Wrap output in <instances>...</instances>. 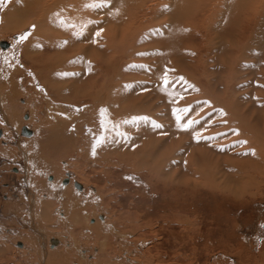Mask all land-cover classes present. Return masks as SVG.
<instances>
[{"label": "rangeland", "instance_id": "1", "mask_svg": "<svg viewBox=\"0 0 264 264\" xmlns=\"http://www.w3.org/2000/svg\"><path fill=\"white\" fill-rule=\"evenodd\" d=\"M250 12L252 13L253 9H251ZM248 14L250 13L247 12L245 16L247 17ZM261 17L255 18L253 16L250 18L249 16L245 23H243L246 28H244V36L241 38L240 47H235L233 45V56L236 58V71H234L233 65L229 67V69L224 68L225 70L220 68L222 65L221 58L225 57L221 56L222 53H220L221 46H223V41L225 40V32L220 33L222 38L219 36L217 40L212 41L215 42V44H207L210 43L211 40L209 37L211 36H208V32L203 31V22L201 19L198 20V17L183 19L184 22L182 24L185 31H187L185 32L182 43L184 46L188 44L186 48L189 53H186L181 46V52L179 51V54H182L181 56L179 55L176 59L167 56L163 57L162 63L159 64L163 69L160 80L155 78V72L157 70V67L156 70L153 68L155 65L152 66V64H149L151 67L143 69V65L139 68L135 66L133 62L131 64L133 58L137 59V56L131 59L121 57V55L117 56L115 85H118V88H115L119 91H116L115 97L118 99L125 95V97L128 98L127 101L129 100L131 102L135 99H142L143 101H139L144 102L143 106L139 103L133 106V112L130 111L125 113L123 118L125 119L128 117L127 120L125 119V121H128L129 117H133V114L135 116L141 113L143 116L146 114L145 118L148 121H146L147 123L144 122L146 123L145 126L143 125V127H140L142 124L140 120L141 117L131 119L134 123L131 124L132 127H130V129H132L128 133L129 137L132 135V138L128 139L130 143L126 144L125 142H127V140H125L124 145H118L115 149V153H132L133 150H136L137 154L135 155L140 157L143 153H148L154 146L153 140L160 137L162 144L160 151L154 154L152 149V154L150 157L148 156L149 167L152 172L156 170L152 168L161 158L159 156L163 154L162 151L165 149L170 151L171 146L175 148L171 154L173 155L175 153L174 159L176 158L175 160L177 161H173V158L171 159L170 157L171 155L167 156V160L164 164L165 166L163 165L164 175L169 171H178V165V167H180L179 173H182V175L185 174L187 166H190V169L198 168L197 170L200 169V171H203L200 172L201 174H199L198 171L194 172L193 177H195V180H193L194 178L192 176H187L188 174L186 178H184L185 175L180 176V178L183 177L182 179L177 176L178 181H174V184L173 181L169 180L165 183H160L166 185L164 191L158 190L159 188L154 189L155 187L150 186L149 188L145 187L143 193V190L140 189L141 185L135 182L138 176L134 177L132 174L129 175L128 181L126 180L125 183L120 178L121 171H117L113 168L109 173L111 172L115 178L109 177L107 180L103 176V171L101 172L105 164L100 162L98 152H94L92 148H90L93 145L91 140L90 142L92 145L87 147V139L86 141L83 139L84 144H80L82 146L74 145V148L71 145L66 147L69 143H64L56 156L48 157L51 160L53 159L52 161L56 163V167H51L49 170L50 172L48 171V173H45V171L37 172L34 170L36 172L33 173L32 169L29 171L25 170L26 163L23 158V151L21 150L24 142L35 138L39 133L40 135L43 133L45 135L48 131H52L51 126L54 125L53 123L56 124L57 120H61V123L65 121V117L62 116L63 113L68 112L71 115L82 114L85 115L87 119L91 114L88 109L91 105L81 104L78 106H71L67 104L65 105L66 108L62 110L58 107L60 103H57L50 107L49 105L51 104H47L42 97L43 93H41L42 90L39 86L37 87L36 85L34 86L28 83L25 74H22L20 77L17 76L18 74H15V69H21L20 63H22L20 47H23V43H25L24 40L20 41V37L22 35H27L28 32L25 33L21 31V28L19 30V27L14 31L8 29L4 26L6 23H1L2 19L0 18V43H7V46L4 48L0 45V51L1 53L12 51L9 62L10 65L13 66L9 68L11 71H8L10 74L9 77L11 76L9 80L11 81L12 79V81H15V78H19L21 83V86H19L21 88L19 91L17 90V93L14 90L11 91L12 87H10V85L3 89L0 85V249L3 250V252L0 253V264H27L29 261L31 264H39L38 260L37 263L35 262V256V258L32 256V258L26 262L22 257L21 251H19L23 248L20 233H32L34 231L33 224L30 225L28 220H25L26 223L15 214L6 212L5 210H19L23 214H28L29 203L27 202L30 199V193L26 189V172L29 173V175L33 176L34 174V176H36L37 185H31V187L34 191L37 189L39 192L40 201L49 202V207L52 209L51 215H53L52 218L54 219H51V222H49L55 225V229L48 227L51 229L50 233L43 230L46 246L45 255L43 256L42 254V260L39 259L40 264H47V255L49 251L63 248L67 251H74L72 254L70 252L71 258H73V264H97L98 262L106 264L107 262L103 260V255L100 250L103 241V233L101 236H97L101 231L96 228L99 232L96 238H99V240L94 239L91 227L99 223L101 225L103 221L97 219L100 215L104 216V222H108L109 218L113 219L115 214L118 213L122 215L125 221L127 219L130 225L120 228L122 231L120 230L119 238L116 240V243L120 244L118 246L117 244L114 245L115 242L112 241L114 239H109L110 236H106L108 239L107 243L109 241L110 243L105 246L106 249L104 248V254H106V252L109 253L112 249L115 250V247L118 249V256L113 258V263L264 264V168H262L264 167V14L261 15ZM162 19H164V17ZM167 20L169 19L167 18L166 21ZM186 22L192 24V27H187ZM255 22L258 24L257 27ZM194 23L195 25L198 24V27L202 29L201 32L197 29L198 27L194 28ZM246 25H248V27ZM218 30H220V28ZM20 31L21 33L19 34ZM217 33L219 32L217 31ZM162 37L165 38V42L158 47V51L161 52L165 51L164 49L170 48L172 44L171 37L165 35V33H162ZM157 44L160 45V43ZM138 60L142 61V59ZM124 61L129 64L128 69L124 68ZM150 61L153 62L154 59L151 58L149 62ZM146 62H148V60ZM238 66L240 67L238 68ZM22 76H24V79ZM24 80L26 84H24ZM124 88L125 90H123ZM155 88H158L157 92L160 94L159 97L155 95L156 93L154 94V92H152ZM22 89H26V91H22ZM148 91L151 93H148ZM7 94H9V96ZM151 94L154 96V99ZM151 96L152 98L149 99ZM1 98H6V100ZM155 99L156 102H159L156 103V105ZM160 100L164 102H160ZM125 104L126 102L117 104L116 108H123V106L127 105ZM176 106L180 107L178 112H174L177 111ZM146 108H148L147 111H144ZM174 108L176 109L173 110ZM10 109L12 111L10 113L13 114L12 116L9 113ZM116 111V115L120 114L118 110ZM153 116L154 118H152ZM123 118L119 119L116 126L118 129L120 127V130L126 131L125 128L128 129V126L122 125L124 122ZM10 120L13 121L11 122ZM238 122H240L239 125ZM137 124H140V126H136ZM245 125L246 127H244ZM23 127L31 131L30 137L22 135ZM5 130H9L8 132H10L9 134L6 131L8 137L4 136ZM90 130H92L91 127ZM38 131L40 132L37 133ZM209 132L218 134L215 135L217 142H215V138L211 143H203L199 140L204 133ZM50 138L48 141L51 140ZM245 139H249V141L246 140L245 142ZM222 142L225 143V148H220L222 147L220 145ZM228 142L231 145H228ZM251 142H254L255 145ZM173 143H175V145ZM141 144L143 145L142 147ZM144 144H146V146ZM256 144H259V148ZM119 146L122 148L120 149ZM79 147L80 150L78 149ZM5 148H8L9 151L11 149L15 156L12 158L6 157L4 154L5 151H3ZM191 149L193 150V155L191 154V158H188L186 156H189L188 153L191 152ZM257 149H260L259 152H263H255ZM246 151L249 154L251 153L250 156H253L254 152L255 155L257 154L255 156L257 157V163L255 165H251L248 162L250 157ZM158 154L159 156L154 159V156ZM203 155L205 158L202 159ZM214 155L219 159H215ZM259 158L262 160L258 161ZM94 160H96L98 164H95ZM252 160L254 159L252 158ZM212 162L215 164H212ZM175 163H177L176 168L174 166ZM135 164L139 165L138 163ZM212 166L214 168H212ZM203 169H205V171ZM211 170L214 172H211ZM208 171L211 172L212 175L209 174ZM252 173H256V177H253L250 185H254L251 187L247 185L250 181H247L245 178L250 175L252 176ZM68 174L74 176H72V185H70L74 190H77L75 188V183L78 182L82 185L80 196L82 200L91 202L90 199L92 195L101 199V202H99L100 204L96 203L93 204V206L86 205L85 207L88 213L85 211V217L84 214L81 216V218H83L82 220L80 219L79 225H75V227L71 226V228H68V226H58V218L63 219L64 216V212L62 211L63 208L59 204L64 200V195L61 196V193L59 194V191H56L57 189L51 192L50 190H52V188L49 189L47 186L41 184L42 178L44 180L43 182H56V184L61 182L62 184L64 180H67ZM196 174L198 177H196ZM214 174H216L217 179H215ZM223 174L224 177H222ZM227 174L228 176L226 177ZM32 176L29 177L32 178ZM56 178L57 181L55 180ZM186 179L190 181H186ZM238 180L240 181L238 182ZM110 182L113 184L112 188L103 190L105 185H107V187L109 186ZM61 184L59 185L64 186V184ZM210 185L212 188H210ZM214 185L220 186V190H218L219 188L216 189ZM37 187L40 189L38 190ZM237 187H240V192ZM221 188L231 194L221 191ZM96 190L98 191L97 193ZM242 190H244V193ZM77 191L79 192V190ZM150 191L151 193H149ZM257 191L258 193H256ZM72 192L67 191L69 195H71ZM126 193H128V195ZM237 194L242 195V197L237 198ZM24 196L25 201L20 204ZM34 196H37V194L34 193ZM103 196L106 199L104 198V200H102ZM106 201L111 202H108V204ZM115 209L117 210L115 211ZM139 213L146 215L143 219V222L146 223L145 225L143 222L135 224V214ZM33 219L36 223L41 221L40 217H34ZM92 219L99 223L96 222V224L93 223L91 225ZM131 225L134 228H131ZM36 229L37 227L35 226V230ZM107 233L109 234V232ZM54 238L60 242H57L58 244L56 246L51 247L50 240ZM98 254L101 255L100 258ZM83 258L84 260H82ZM55 263L59 264L60 261L53 260L50 264ZM108 264L111 263L109 262Z\"/></svg>", "mask_w": 264, "mask_h": 264}, {"label": "bare ground", "instance_id": "2", "mask_svg": "<svg viewBox=\"0 0 264 264\" xmlns=\"http://www.w3.org/2000/svg\"><path fill=\"white\" fill-rule=\"evenodd\" d=\"M251 9H253L252 13L250 12ZM247 12H249L250 14H248L246 17L245 14ZM263 14H264V0H0V18L2 19L1 23H3V22H4V24L6 23V25H4V26H6L8 29H11L13 31L18 29V27H19V30L21 28V31H24L25 33L28 32V34L26 35L27 38H26V40H24L25 43H23V47H20L21 48L20 49L21 50V58H22V63H20L21 69H17V70L15 69V71L17 72V73L15 72V74H18L17 76H19V77L22 74H25V76H27L28 83H31L34 86L36 85L37 87L39 86L42 90L41 93H43L42 97L44 98V100L46 101L47 104H51V105H49L50 107L53 106V104H57V103L58 104L60 103L58 107L62 110L66 108L65 105H67V104H69L71 106L72 105L78 106L81 104L82 105H84V104H90L91 105V106H89L90 108H88L89 111L91 112V114L87 119H86V116L82 115V114H77V115L72 114L71 115L68 112L63 113L62 116L65 117V121L61 123V120H59V121L57 120L56 124L53 123L54 125L51 126L52 131H50V132L48 131V133H46L45 135H44V133L40 135V133H39L40 131H38L37 133H39V134H37V136H35V138H33L29 141H26V142L23 141L24 145L21 147V150L23 151V158H24L25 163H26V165H25L26 169L25 170L29 171L32 169L33 173L36 171L37 172L45 171V173L46 172L48 173V171L50 170L51 167H56V163H54L52 161L53 159L51 160L48 157L56 156L57 153H59L58 151L62 148L64 143L65 144L69 143L66 147H68L69 145H71L73 147L74 145H80L82 143L84 144L83 139H85V141L87 139V141H88L87 147H89L90 145L93 144L90 148H92V151L98 152V154H99L98 157L100 158V162L105 164V166L102 164L104 167L101 170V172L103 171V176L107 180L109 179V177L110 178L113 177V174L111 172L109 173V171L111 169L113 170V168H114L117 171L118 170L121 171V177L120 178L125 183H126V180L129 178V175L132 174V175H134V177L138 176V179H135V182H136V184L141 185L140 186L141 190H143L145 187L149 188L150 186H153V187H155L154 189L159 188L158 190L164 191L165 190L164 188H166V185L160 184L162 182L165 183L167 180H169V181H173V184H174V181H178L177 176H179V178H180V176L185 175L184 178H186V175L188 174L187 176L193 177V174L196 171H198L199 174H201L200 172H203L202 170L201 171H200V169L197 170L198 168L197 169H190L189 168L190 166H187L188 168L186 167L185 174L182 175V173H179V168H180V167H178L179 165L177 166L176 165L177 163H175L174 166H175V168L177 166L178 171H176V170L169 171L168 173H166V175H164L163 165L165 164V162L167 160V156L171 155L170 156L171 159L173 158L172 159L173 161H177V160H175L176 158L174 159L175 153L173 155L171 154V152L175 150V148L172 146H171L170 151H167L165 149L164 151H162L163 154H160V156H159V154L154 156V159L157 158V156H159L161 158L156 162V165H155L156 167L154 166L152 168L153 170H154V168L156 170L152 172L151 168L149 167L148 156L150 157V155L152 154V149H153L154 154L160 151L161 146H162L161 141H160L161 140L160 137L156 140H153L154 141L153 142L154 143L153 148L148 153L147 152L143 153V155L139 154L140 157L135 155L137 153H136V150L134 151L133 149H132L133 150L132 153H127V152H122L120 154L115 153V149L118 147V145H124L125 140H127V142H125L126 144L130 143V140L128 142V139L132 138L131 137L132 135L129 137L128 133L132 129V128L130 129V127H132L131 124L134 123V121L133 120L131 121V119L141 117V119H140L141 123H142L141 126H140V124L136 125V126H140V127H143V125L145 126L147 123L146 121H148L145 118L146 114H145V116H143L140 112H139L140 114L135 115V116L133 114V117L132 116L129 117L128 121H125V119L127 120L128 117L125 119L123 118L125 116V113L130 112L134 109V108H132L133 106H135L137 103H139L140 105L143 106L144 102H142L143 101L142 99H135V100H132L131 102L129 100L127 101L128 98H126L125 95L123 97L122 96L119 97L118 99H117V97H115L116 91L118 88V85L117 86L115 85L116 84L115 83L116 82L115 70L117 69L116 68L117 56L121 55V57H126V58H130V59L133 58L134 56H137V59L133 58V60L131 61V64L133 62V64H135V66H137L139 68H141V66L143 65L142 66L143 69H147V68L151 67V65H149V64H152V66L155 65L153 67L154 70H156V67H157V70L155 72L156 73L155 78L160 80L161 73H162L163 69L159 66V64L162 63L163 57L167 56V57H171V58L176 59L179 55L181 56L182 54L181 53L179 54L181 46L185 50L186 53H189L187 51V48H186L188 46V44H186L184 46L182 43V41L185 37L184 36L185 32L187 31V30L185 31L184 26L182 24L184 22L183 19H185V18L193 19V18L198 17V20L201 19L203 22V31L208 32V36H211V37H209L211 41H210V43H207V44H209V45L215 44V42H212V41L217 40L219 38V36H220V38H222L221 34H220L221 32H225V35H228V36L224 35V37H225V40L223 41L224 44H223V46H221V50H220L221 51L220 53H222L221 56H225L224 58H221L222 59V65L220 66V68H223V69L228 68L229 69V67H231L233 65L234 71H236V69H235V64H236L235 59L236 58H234V56H233L234 46L240 47L241 38L244 36V28H246V27H244L243 23H245V21L248 19L249 16H250V18L253 16L255 18H260L261 15H263ZM163 17H164V19H162ZM167 18L169 20L166 21ZM194 25H195V23H194ZM257 25L258 24L256 23V27H257ZM186 26L192 27V24H190L189 22H186ZM246 26L248 27V25H246ZM195 27H198V24H196L194 26V28ZM219 28H220V30H218ZM252 28H254V27H252ZM1 29L5 30L3 28H1ZM197 29L199 30V32L202 31V29L199 27ZM171 30H172V32H171ZM21 31L19 32V34L21 33ZM217 31L219 33H217ZM162 33H165V35L171 37V39H172L171 43L172 44H171L170 48L164 49L165 51L161 52V51H158V47H160L165 42V40H164L165 38L162 37ZM197 33H198V31H197ZM157 43H160V45ZM214 51H216V50H214ZM11 54H12V51H9L6 53H1V51H0V76H1L0 77L1 78L0 79V81H1L0 85H1L2 89L7 88V86L9 87V85H10V87H12L11 91L14 90L17 93V90L19 91L21 88V87H19V86H21L19 78L18 79L15 78V81H12V79H11L12 82L9 80V78H11V76L9 77L10 74L8 73V71L10 70L9 68L13 66V65L11 66L10 62H9V57L11 56ZM219 57H220V55H219ZM151 58L154 59L153 62L152 61L149 62V60ZM138 59H142V61L141 60L139 61ZM147 60H148V62H146ZM226 65H228V66H226ZM123 66H124V68L128 69L129 64H127L125 62V65H123ZM239 67L240 66H238V68ZM70 69H72V70H70ZM13 74H14V72H13ZM15 74H14V77H15ZM22 77L24 79V76H22ZM25 80H26V78H25ZM25 80H24V84H26ZM228 82H230V81H228ZM115 87H117V88H115ZM159 88H161V87H159ZM123 90H125V88ZM157 90H158V88H155L153 91L152 90L151 91L154 92V94L156 93L155 95H157V97H159L160 94L157 92ZM22 91H26V89L25 90L22 89ZM149 92L150 91H148V93ZM9 94H7V95L9 96ZM40 94H38V95L41 96ZM152 96L149 99H151ZM3 97H5V96H3ZM1 99L6 100V98H1ZM153 99H154V96H153ZM139 100H142V101H139ZM161 101H163V100H160V102ZM122 102H126L127 105L125 104L126 106H123V108L119 107L120 109H117L116 105L122 104ZM156 103H159V102H156V99H155V105H156ZM153 105H154V103H153ZM160 107H162V106H160ZM88 109H86V110H88ZM147 109L148 108H146V110H144V111H147ZM163 109H164V106H163ZM175 109L176 108H174L173 110H175ZM179 109H180V107L178 106L177 111H174V112H178ZM116 110H118L120 112V114L116 115V112H117ZM139 110H140V107H139ZM10 112H12L11 109L9 110V113ZM156 112H158V111H156ZM175 114H177V113H175ZM10 115L12 116L13 114L10 113ZM120 118L124 119L123 124H122V122H121V124L128 126V129L125 128L126 131H122V130H120V127L118 129V127L116 126V123L119 121ZM152 118H154V116ZM157 119H156V121H157ZM120 121H122V120H120ZM161 121H162V119H161ZM144 122H146V123H144ZM119 123H118V125H119ZM235 124H236V122H235ZM239 124H240V122H238V125ZM238 125H236V126H238ZM158 126H160V125H158ZM90 127L92 128V130H90ZM244 127H246V125ZM134 128H135V126H134ZM251 128H252V126H251ZM148 129H149V127H148ZM141 130H143V129H141ZM6 131L8 132L9 130H5V133H4L5 137L8 135V133L10 134V132H8L6 134ZM146 131H147V129H146ZM153 131H155V130H153ZM29 132L30 133L28 135H25V134H22V135L30 137L31 131L29 130ZM235 132H237V131H235ZM246 132H247V130H246ZM215 135H218V134H214V132L204 133V135H203L204 137L203 136H202V138L200 137L199 140H201L203 143L204 142L205 143H208V142L211 143L213 141V139L215 138L214 140H215V142H217ZM49 138L51 139L50 141H48ZM90 140H91L92 144H91ZM246 140L247 139H245V142H246ZM141 141H142V139H141ZM195 141H194V143H195ZM247 141H249V139ZM45 142H47V143H45ZM234 142H236V141H234ZM173 144L175 145V143H173ZM144 145L146 146V144H144ZM204 145L207 146L206 144H204ZM220 145L222 146L220 148L226 147V146L224 147V145H225L224 142H222V144H220ZM226 145H227V143H226ZM228 145H231V144L229 143ZM254 145H255V143H254ZM256 145L258 147L259 144H256ZM260 145H262V144H260ZM80 146H82V145H80ZM142 146L143 145L141 144V147ZM119 148H120V146H119ZM78 149L80 150V147ZM86 149H88V148H86ZM259 150L260 149H257V151L255 150V152H259ZM3 151H5L4 154L6 157L12 158L15 156L11 149L9 151L8 148H5ZM72 151H74V150H72ZM190 151L191 152L188 153L189 156H186L188 158H191L190 156L193 153L192 149ZM255 152H254L253 156H250L251 153L249 154L247 152L249 154V157H250L249 158L250 160L249 161L247 160V161L251 165H255L257 163V157H255L257 154L255 155ZM261 152H263V151H260L259 153H261ZM224 154H226V153H224ZM211 155H212V153H211ZM188 158H187V160H188ZM203 158H205L204 155H203L202 159ZM214 158L217 159L218 157L216 158L214 155ZM252 158L254 160H252ZM77 160H79V159H77ZM259 160H260V158L258 159V161ZM150 161H151V158H150ZM94 163L98 164L96 162V160H94ZM135 163H138L139 165H136ZM145 163H146V165H145ZM151 163H153V162H151ZM154 164H152V165H154ZM212 164H215V163L212 162ZM200 165H201V162H200ZM170 167H171V165H170ZM201 167H202V165H201ZM175 168H173V169H175ZM212 168H214V167L212 166ZM259 168H260V166H259ZM262 168H264V167H262ZM254 169H255V167H254ZM34 170H36V171H34ZM203 170L205 171V169H203ZM242 170H244V169H242ZM255 170H254V172H255ZM211 172H214V171L211 170ZM211 172H209V174H211ZM255 174L256 173H252V176L250 175V176L245 178V179H247V181H250L249 184H247L248 186H251L250 183H252L251 181L253 180V177H256ZM214 175H215V179H217L216 174H214ZM29 176H32V175H29V173L26 172V177H27L26 189L30 193V199L27 202V203H29L28 204L29 209L27 212L28 214H23L19 210L18 211H11L10 209H5V210H6V212H10V213L15 214L17 217L21 218L22 221L28 220L30 225L33 224L32 226L34 227V231L32 233L31 232L20 233V235H21L20 237H22L21 239L23 242V246H22L23 248H21L19 251H21L22 257L24 258V260L26 262L29 261L30 258H32V256L33 257L35 256L36 257L35 262L37 263V260H38V263L40 264L39 259L42 260V258H43L42 254H43V256L45 255V249H42L41 247H39V246H41L40 242H39V240H40L39 235L40 234L44 235L43 230H46L48 233H50L51 229L48 227L54 228L55 225L50 223L51 219H53L52 218L53 215H51L52 209H50V207H49V202L40 201L39 192L37 191V189L35 190L36 191L35 192L33 190V188L31 187V185L32 186L37 185L36 184L37 178L35 179L36 176H34V174H33L32 178H30ZM72 176L70 174H68V176H67L68 181L67 180H64L66 182L63 181L62 184H64L65 187L61 184V182L56 184V182H54V183L43 182L44 181L43 178L41 180L42 185L47 186L49 189L52 188V190H50L51 192L53 190L55 191L57 189L56 191H59V194L61 193V196L64 195V197H63L64 200L59 203L61 205V207L63 208L62 211L64 212L63 219L58 218L59 219L58 220L59 221L58 226L61 225L60 227L68 226V228H71V226L72 227L73 226L75 227V225L78 226L80 221L83 218V217L81 218V216L86 212L88 213V211H86L85 206L86 205H92L93 206V204L101 202V199L97 198V196H95V195H92V198L90 199L91 202H88L87 199H86L87 201L82 200L80 197L82 185L77 182L81 186V189H78L75 187L77 190H79V192L77 190H74L72 188V186H70V185H72V178L74 177V176L73 177ZM166 176H167V179H166ZM227 176H228V174L226 175V177ZM196 177H198L197 174H196ZM222 177H224V174ZM222 177H221V181H222ZM113 178H115V177H113ZM182 178L183 177H181L180 179H182ZM193 178H194L193 180H195V177H193ZM203 179H204V177H203ZM242 179H243V176H242ZM55 180L57 181V178ZM210 180H211V178H210ZM186 181H190V180L186 179ZM231 181H233V180H231ZM239 181L240 180H238V182ZM261 181H263V180H261ZM59 184H61L62 186H60ZM105 184H106V182H105ZM212 184H213V181H212ZM112 185L113 184L110 182L109 186L107 187V185H105L103 190H107L109 188H112ZM218 185H216V186L214 185V187L216 189H218L220 187V186L218 187ZM207 186H209V185H207ZM221 186H222V183H221ZM168 187H169V185H168ZM210 188H212V186ZM39 189L40 188H38V190ZM113 189H115V188H113ZM221 189H222L221 191L227 192V191H224L225 189L224 190H223V188H221ZM172 190H173V188H172ZM210 190H212V189H210ZM218 190H220V188ZM67 191H71V192L73 191V192L71 195H69V193H67ZM152 191H153V189H152ZM178 191H179V189H178ZM242 191L244 193V190H242ZM259 191H262V190H259ZM97 192L98 191L96 190V193ZM101 192H102V190H101ZM143 192H144V190L142 191V193ZM239 192H240V189H239ZM34 193L37 194V196H34ZM149 193H151V191ZM227 193H230V192H227ZM256 193H258V191ZM126 194L128 195V193H126ZM222 197H224V196H222ZM239 197H242V195H238L237 198H239ZM104 198L105 197L103 196L102 200H104ZM22 200L23 201L20 202V204L24 203L25 196L22 198ZM59 200H61V199H59ZM106 202L110 203L111 201H106ZM157 205H159V204H157ZM63 206H65V207H63ZM110 207H112V206H110ZM116 210L117 209H115V211ZM145 216L146 215L142 214V213L135 214V221H134L135 224L143 222V219ZM26 217H28V218H26ZM34 217H38V218L40 217L41 221L39 223H36L33 219ZM84 217H85V214H84ZM97 219L99 221H103V222H101V225H100V223L96 221L99 224H97L96 226H92L91 230L93 231L92 236L94 235V239L99 240V238H96V237L99 235L101 236L103 233V236H102L103 241H102L101 249H100L102 252V255H103V260L105 262H107L106 264H108L109 262L111 264H119L120 262L119 263H115V262L113 263V258L118 256L117 255L118 249H116V247H115V250L112 249V250H110L111 252L109 251V253L106 252V254H104L105 246L110 243V241L107 243L108 239L106 236H110L109 239H114V240H112L115 242L114 245L115 244H117V246L120 245V244L116 243L117 238H119V232L121 230L120 228L123 226L130 225L128 223L129 221L127 219L125 221V219L119 213L115 214L113 219L109 218L108 222H104V216H102V215L97 217ZM90 222H91V220H90ZM96 222L94 219H92L91 225L93 223L96 224ZM134 222H132V223H134ZM143 224L145 225L146 223L143 222ZM35 226L37 227L36 230H35ZM132 227L133 226L131 225V228ZM96 228H97V230L100 229L99 230V231H101L100 234H98L99 232L96 230ZM107 232H109V234ZM51 240H50V246L51 247L56 246L58 244L57 242H60L57 239H55L57 241H56V243H54V245H52ZM108 247H109V245H108ZM2 252H3V250L0 249V253H2ZM70 252L72 254V252H74V251H72V250L67 251L64 248L63 249H57V250L53 249V250L49 251L48 255H47V260H48L47 264H50L51 261H53V260L54 261H60L59 264H69V263L73 264L72 263L73 258H71L72 256L70 255ZM100 256L101 255L98 254L99 258H100ZM52 258H54V259H52ZM96 258H97V256H96ZM2 260H3V258H2ZM82 260H84V258ZM100 261H101V259H100ZM80 262H81V260H80ZM83 262H85V261H83ZM29 263H30V261L27 262V264H29ZM97 264H102V263L98 262ZM121 264H122V262H121Z\"/></svg>", "mask_w": 264, "mask_h": 264}, {"label": "water", "instance_id": "3", "mask_svg": "<svg viewBox=\"0 0 264 264\" xmlns=\"http://www.w3.org/2000/svg\"><path fill=\"white\" fill-rule=\"evenodd\" d=\"M0 45H1V47L4 48V47L7 46V43H6V42H1ZM29 133H30V132H29V130H27V128H25V127L22 128V134L28 135ZM64 182H66V181H64ZM75 187L78 188V189H81V186H80L78 183H75ZM39 238H40L39 242H40L41 248H42V249H45V246H46V239H45L44 236L41 235V234L39 235ZM56 241H57V240L52 239V240H51V244L54 245V243H56ZM43 253H44V252H43Z\"/></svg>", "mask_w": 264, "mask_h": 264}, {"label": "snow or ice", "instance_id": "4", "mask_svg": "<svg viewBox=\"0 0 264 264\" xmlns=\"http://www.w3.org/2000/svg\"><path fill=\"white\" fill-rule=\"evenodd\" d=\"M26 38H27L26 35H22V36L20 37V41H23V40H25ZM178 119H179V117H178Z\"/></svg>", "mask_w": 264, "mask_h": 264}]
</instances>
